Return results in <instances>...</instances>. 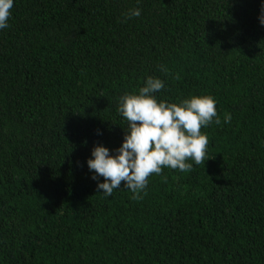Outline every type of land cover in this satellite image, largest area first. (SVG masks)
<instances>
[{
    "label": "trees",
    "instance_id": "trees-1",
    "mask_svg": "<svg viewBox=\"0 0 264 264\" xmlns=\"http://www.w3.org/2000/svg\"><path fill=\"white\" fill-rule=\"evenodd\" d=\"M260 7L14 0L0 30V264H264ZM148 76L165 82L158 100L211 95L221 123L201 128L204 163L106 198L86 160L121 145L119 97Z\"/></svg>",
    "mask_w": 264,
    "mask_h": 264
},
{
    "label": "clouds",
    "instance_id": "clouds-1",
    "mask_svg": "<svg viewBox=\"0 0 264 264\" xmlns=\"http://www.w3.org/2000/svg\"><path fill=\"white\" fill-rule=\"evenodd\" d=\"M13 5L14 0H0V30L10 27ZM140 16L139 7L122 13L124 22ZM258 21L264 26V0ZM161 90H166L165 82L148 76L138 93L119 97L118 112L127 122L121 145L111 153L103 145H96L86 160L90 178L104 197L112 196L124 182V189L139 199L150 175H161L164 168L190 172L193 165L189 160L195 164L206 161L209 139L201 128L221 123L215 98L193 95L178 104L168 103L157 99L155 94ZM230 121L231 115L226 114L223 122Z\"/></svg>",
    "mask_w": 264,
    "mask_h": 264
}]
</instances>
